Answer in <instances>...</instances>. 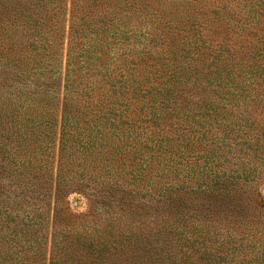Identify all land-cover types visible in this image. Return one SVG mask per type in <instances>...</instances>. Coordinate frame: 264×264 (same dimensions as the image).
Masks as SVG:
<instances>
[{
  "label": "trees",
  "instance_id": "16d2710c",
  "mask_svg": "<svg viewBox=\"0 0 264 264\" xmlns=\"http://www.w3.org/2000/svg\"><path fill=\"white\" fill-rule=\"evenodd\" d=\"M60 1L0 0V264H38L47 213V264L245 257L242 245L194 222L260 196L257 167L216 155L238 147V159L264 156V125L251 119L264 113V35L251 42L264 0H76L63 73ZM208 15L218 37L204 33ZM217 116L233 119L220 125ZM126 149L134 173L90 159ZM124 171L131 183L119 181ZM77 190L97 199L102 226L71 234ZM138 203L143 215L130 209Z\"/></svg>",
  "mask_w": 264,
  "mask_h": 264
},
{
  "label": "rangeland",
  "instance_id": "374dc122",
  "mask_svg": "<svg viewBox=\"0 0 264 264\" xmlns=\"http://www.w3.org/2000/svg\"><path fill=\"white\" fill-rule=\"evenodd\" d=\"M62 0L60 1L62 5H65L66 10L65 13L66 15H62V24L65 26L64 27V37L61 39L62 42H60V45L58 46L57 50V56H56V69H58L61 73H63L65 69V58H66V48H67V29H68V21H69V8H70V3H72L73 7H78V2L76 6V0ZM161 1H158V4ZM168 7V6H167ZM170 7V6H169ZM162 7L159 6V9ZM201 11L197 12L195 15L197 17L202 16L200 14ZM205 20L207 18V25L205 26V29H209L208 31H204L207 37L209 38H214L218 37L222 31L218 29L216 25L212 26V23L214 21V18L212 15H208L204 17ZM204 20V19H203ZM62 25V26H63ZM202 26V27H203ZM63 30V28H62ZM66 31V32H65ZM264 35V23L261 22L258 25V28L256 26L252 29L251 33V42H256L258 40V37H261ZM257 44V43H256ZM59 85V82H58ZM60 98L58 95H56L55 100ZM57 105L54 107V111H52V115L54 116V120L58 121L59 116H58V109L56 108ZM253 114L251 119L255 120L256 122H260L259 124L264 125V116L261 110L255 109L253 110ZM247 117V115H246ZM233 118L231 116H227L226 118L221 119V117H216L217 124L222 125L225 122H229ZM246 123H253L254 121H249L248 118L243 119V122ZM56 131V127L54 128V132ZM56 142V141H55ZM182 143H185L182 142ZM57 144V142L55 143ZM57 146V145H56ZM232 145L230 146V148ZM238 148V147H237ZM237 148L233 149H228L227 147H222V152H217L218 155L216 159L221 161L226 160L230 163H235V164H245L248 167H257V171H259V175H257L258 178H260L258 187L260 191V196L254 195L256 197V200L252 202V197H250L249 200L247 201H242L244 204L243 206L236 207L235 209L232 210V208H225L222 211L217 210L215 212L213 211H208V216L209 218L207 219L204 217L203 219H198L194 222V224L198 223H203L201 221H206L207 225L214 227L216 232L220 235L221 239L224 241H230L232 242L233 245L239 246L242 245L244 248L245 252H249V254L242 256L243 254L240 253L239 256H235L232 261H230L229 264H264V160L261 158L264 157L260 152H257L256 155L257 157H247V159H238L235 156H232L233 153L236 154H241V151H237ZM54 150V149H53ZM52 150V151H53ZM104 150H109L108 148H105ZM129 149H126L122 153L114 152L111 155H108V153L101 152L97 155H91L90 159H92V164L96 166V162L94 161V156H98L99 158H96L98 160V164L104 165L106 163H111L112 166L115 169L118 170H128L131 168L130 163L134 162L135 160L131 159V154L127 153ZM55 155V153H54ZM242 155V154H241ZM55 160V159H54ZM240 162V163H238ZM242 162V163H241ZM260 163H263L260 165ZM180 166V165H179ZM136 166L132 168L130 173H134ZM88 173H91L95 175L99 171V168L93 170L91 167H88L86 169ZM128 171H124L119 179L120 182H123L124 184L127 182L131 183L130 180V175L127 174ZM87 173V175H88ZM126 173V174H124ZM136 173V172H135ZM105 175V174H102ZM160 174L152 173V179H156L157 177H160L159 180L163 181V177L158 176ZM97 176V174L95 175ZM107 176V175H106ZM181 176V175H180ZM100 178H105L104 176H99ZM135 184V183H133ZM129 187V186H128ZM86 193H89L88 191H74L70 194L69 202H70V209H74V216L70 217L64 226V232L68 233H74L75 231H81L83 228L89 227L92 230V227H94L97 224H101L102 221L98 217V213L96 210V201L97 199L95 197H90V195H87ZM141 195V191L138 192V194L134 195L133 198L137 199L140 201L139 196ZM141 202V201H140ZM137 206H140V204L134 205L132 211L134 213H138V215H143V212H138L136 211ZM121 207L124 209H121V212L128 214L129 208L126 207L125 204L121 205ZM117 208H119L117 206ZM120 209V208H119ZM135 209V210H134ZM214 210V209H213ZM142 216H135V218H139ZM49 220H50V215L47 213V218L46 224L44 223V227L42 229V233L44 235V243L41 242L40 247L42 249V258L38 259V264H47L48 263V256L49 254H52V247H50V231L51 228L49 226ZM102 226V224H101ZM212 229V228H211ZM90 230V229H88ZM90 230V231H91ZM4 250V249H3ZM201 263V262H199ZM197 264V263H196ZM205 264V263H201ZM213 264H216L213 262Z\"/></svg>",
  "mask_w": 264,
  "mask_h": 264
}]
</instances>
